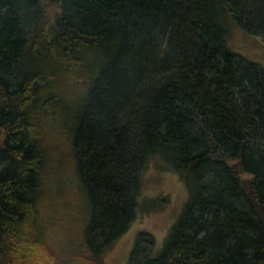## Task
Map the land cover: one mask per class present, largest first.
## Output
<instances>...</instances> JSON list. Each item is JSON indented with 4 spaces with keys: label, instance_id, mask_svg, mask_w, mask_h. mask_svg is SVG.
<instances>
[{
    "label": "trees",
    "instance_id": "trees-1",
    "mask_svg": "<svg viewBox=\"0 0 264 264\" xmlns=\"http://www.w3.org/2000/svg\"><path fill=\"white\" fill-rule=\"evenodd\" d=\"M233 25L264 44V0H0V264L62 263L42 211L58 135L96 262L156 158L187 202L127 264H264V68L231 48Z\"/></svg>",
    "mask_w": 264,
    "mask_h": 264
},
{
    "label": "rangeland",
    "instance_id": "rangeland-1",
    "mask_svg": "<svg viewBox=\"0 0 264 264\" xmlns=\"http://www.w3.org/2000/svg\"><path fill=\"white\" fill-rule=\"evenodd\" d=\"M229 42L235 52L264 68V44L260 39L246 35L233 25ZM50 137L46 139V148L51 173L45 182L53 179L48 186L46 183L44 195L49 196L45 208L42 204V211L49 230L45 237L47 246L61 259V264H127L140 232L151 234L156 243L155 252L161 250L188 198L178 176L166 171L164 164L156 158L149 162L141 178L135 221L96 262L85 243L90 207L85 191L75 177L70 141L63 135Z\"/></svg>",
    "mask_w": 264,
    "mask_h": 264
}]
</instances>
